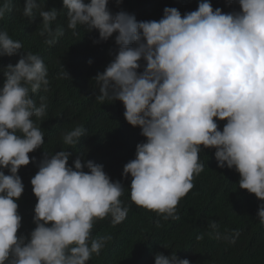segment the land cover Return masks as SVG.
Wrapping results in <instances>:
<instances>
[{
	"label": "clouds",
	"instance_id": "1",
	"mask_svg": "<svg viewBox=\"0 0 264 264\" xmlns=\"http://www.w3.org/2000/svg\"><path fill=\"white\" fill-rule=\"evenodd\" d=\"M235 2L239 10L227 13L211 0H198L197 9L183 15L166 6L158 21H138L124 10L113 13L109 0H62L74 35L83 26L99 32L93 43L114 36L113 59L93 78L95 97L101 104L121 101L126 121L141 129L146 140L137 143L122 176L132 178L131 201L164 220L179 219V201L204 171L201 148H213L217 166L238 172L239 187L260 201L256 217L264 224V0ZM11 8L12 0H4L0 19ZM60 9L24 0L22 15L34 20L38 12L48 46L64 35L62 27H52ZM21 50V41L0 30V57L21 54L15 65L0 68V264H87L112 239L93 237L95 222L110 216L117 225L127 218L129 208L120 199L125 187L103 164L77 155L73 167L71 151L45 152L30 181L35 228L30 236L18 235L17 201L25 189L18 171L36 163L29 153L45 142L33 117L46 116L47 97L41 95L37 105L33 94L47 92L50 84L43 58ZM61 75L70 77L65 70ZM218 120H226L222 130ZM85 132L76 126L62 134L63 143L76 145ZM209 227L218 225L211 221ZM215 238L235 243L230 234L215 231ZM154 264L191 262L158 252Z\"/></svg>",
	"mask_w": 264,
	"mask_h": 264
},
{
	"label": "trees",
	"instance_id": "2",
	"mask_svg": "<svg viewBox=\"0 0 264 264\" xmlns=\"http://www.w3.org/2000/svg\"><path fill=\"white\" fill-rule=\"evenodd\" d=\"M3 2L0 0V4ZM40 2L47 8H62V0ZM211 4L214 9L220 7L226 13L239 10L235 0L231 4L228 0H211ZM23 5L24 0H12L11 10L0 19V30H7L12 39L22 42V53L32 52L43 58L50 84L47 92L41 90L33 94L37 105L41 95L47 97L46 116L43 120L33 117L44 133L45 142L41 148L29 153L30 157H36V163L30 161L18 171L25 186L17 201L22 216L18 235L30 236L35 228L33 216L37 198L30 181L38 171L39 161L45 152L54 154L62 149L72 152L68 161L70 166L74 167L76 156L82 155L84 159L103 164L110 178L125 187L120 199L123 206L129 208L127 218L117 225H112L110 216L95 222L93 237L111 235L112 239L100 255L93 254L87 264H154L158 252L165 255L176 252L181 259H189L191 264H264V224L256 217L260 201L239 187L238 172L217 166L213 148H201L199 158L204 171L194 177L193 189L179 201L178 220H164L162 215L131 201L132 178L130 174L127 178L122 176L123 167L135 158L137 143L145 142L146 138L138 126L133 127L126 121L121 101L101 104L96 99L98 89L93 79L113 59L110 53L116 48L114 36L108 41L93 43L94 39H99V32H89L83 26H79L78 34L74 35L67 28L66 10L60 9L52 27H62L64 35L48 46L39 34L42 23L38 12L36 18L30 20L22 15ZM166 6L178 8L183 15L196 10L198 0H122L119 5L116 0H109L108 5L113 13L124 10L134 14L138 21H158ZM20 55L0 57V68L9 63L15 65ZM64 70L70 77L61 75ZM3 81L0 72V87ZM217 123L222 130L226 120ZM79 125L85 128V136L76 145H65L62 134ZM4 171L9 174L8 169ZM211 221L218 225L215 231L230 234L235 243L216 239L215 231L209 227ZM200 235L203 239H197Z\"/></svg>",
	"mask_w": 264,
	"mask_h": 264
}]
</instances>
